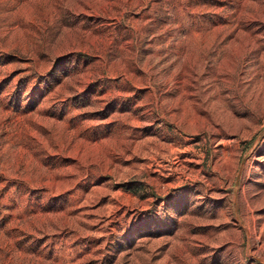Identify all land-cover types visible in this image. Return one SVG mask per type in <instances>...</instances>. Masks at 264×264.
I'll use <instances>...</instances> for the list:
<instances>
[{"label":"rangeland","instance_id":"1","mask_svg":"<svg viewBox=\"0 0 264 264\" xmlns=\"http://www.w3.org/2000/svg\"><path fill=\"white\" fill-rule=\"evenodd\" d=\"M0 264H264V0H0Z\"/></svg>","mask_w":264,"mask_h":264}]
</instances>
